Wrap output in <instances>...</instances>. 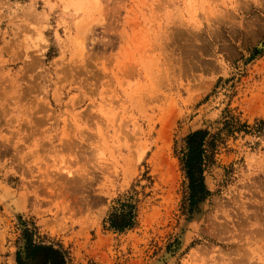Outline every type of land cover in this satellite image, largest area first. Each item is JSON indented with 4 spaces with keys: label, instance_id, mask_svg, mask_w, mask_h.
I'll use <instances>...</instances> for the list:
<instances>
[{
    "label": "rangeland",
    "instance_id": "obj_1",
    "mask_svg": "<svg viewBox=\"0 0 264 264\" xmlns=\"http://www.w3.org/2000/svg\"><path fill=\"white\" fill-rule=\"evenodd\" d=\"M224 111L264 117V0H0V264L23 227L64 264H264V136L182 213L178 153Z\"/></svg>",
    "mask_w": 264,
    "mask_h": 264
},
{
    "label": "trees",
    "instance_id": "obj_2",
    "mask_svg": "<svg viewBox=\"0 0 264 264\" xmlns=\"http://www.w3.org/2000/svg\"><path fill=\"white\" fill-rule=\"evenodd\" d=\"M221 127L214 133L194 131L185 138L184 147L178 153V165L185 180V192L182 200V213L190 217L197 211L209 192L204 186V175L215 165V156L225 139L235 135L264 136V117L255 119L251 126L224 111ZM109 214L104 224L114 233H123L135 225V207L129 203H118V208ZM24 224V223H23ZM22 224V225H23ZM22 245L15 252V264H30L34 258L43 256L42 264H64L68 262L67 253L59 245L45 244L33 231L23 227Z\"/></svg>",
    "mask_w": 264,
    "mask_h": 264
},
{
    "label": "bare ground",
    "instance_id": "obj_3",
    "mask_svg": "<svg viewBox=\"0 0 264 264\" xmlns=\"http://www.w3.org/2000/svg\"><path fill=\"white\" fill-rule=\"evenodd\" d=\"M43 261V256L39 255L35 258L34 264H40Z\"/></svg>",
    "mask_w": 264,
    "mask_h": 264
},
{
    "label": "water",
    "instance_id": "obj_4",
    "mask_svg": "<svg viewBox=\"0 0 264 264\" xmlns=\"http://www.w3.org/2000/svg\"><path fill=\"white\" fill-rule=\"evenodd\" d=\"M199 205H200V203L197 205V210L199 209ZM196 213V212H195ZM194 213V214H195ZM34 260H35V258L33 259V261L30 263V264H34ZM40 264H42V262L40 263Z\"/></svg>",
    "mask_w": 264,
    "mask_h": 264
}]
</instances>
